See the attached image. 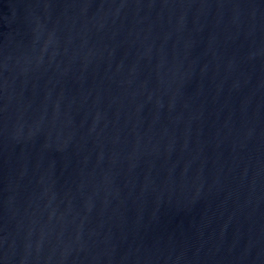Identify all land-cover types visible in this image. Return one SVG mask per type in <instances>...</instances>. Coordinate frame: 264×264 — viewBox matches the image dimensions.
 Instances as JSON below:
<instances>
[{"label": "water", "instance_id": "1", "mask_svg": "<svg viewBox=\"0 0 264 264\" xmlns=\"http://www.w3.org/2000/svg\"><path fill=\"white\" fill-rule=\"evenodd\" d=\"M0 264H264V0H0Z\"/></svg>", "mask_w": 264, "mask_h": 264}]
</instances>
